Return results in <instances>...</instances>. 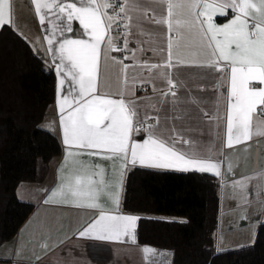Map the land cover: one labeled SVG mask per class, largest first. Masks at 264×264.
<instances>
[{"label": "crops", "instance_id": "crops-1", "mask_svg": "<svg viewBox=\"0 0 264 264\" xmlns=\"http://www.w3.org/2000/svg\"><path fill=\"white\" fill-rule=\"evenodd\" d=\"M10 4L12 23L8 25L25 39L31 50L53 71L54 95L46 107L40 125L57 135L61 151L41 179L21 181L17 184L15 188L17 197L33 202V207L15 233L0 243V264H146L141 251L144 246L154 248L158 253H166L167 255H158L153 259L160 261L161 264H170L172 253L165 247L139 243L137 240L132 243L128 238L122 241H108L78 235L79 231L98 217L101 211L113 215L140 216L139 213L121 209L120 202L117 206L108 195L118 191L121 197L123 178L121 184L120 172L123 170L124 176L125 170L133 165L121 159H105L104 156L108 153L91 156L88 154L90 150L78 147L67 149L73 156L65 161L66 146L62 142L60 114L57 108L59 77L45 40L47 25L39 22L31 0H10ZM145 6L155 9L157 17L166 14L158 4ZM109 14H112L111 9ZM234 15L235 13L228 9L227 16L220 19L215 16L214 23L223 25ZM59 23L62 27L65 26V21L61 20ZM71 26V32L65 31L63 36L57 33V39L87 38L78 21H71ZM141 27L144 35L133 27L128 30L130 35L127 37L123 35L125 32L123 27L119 29L114 27L113 37H121L114 40L115 46L125 49L126 38L127 48L123 51H109L106 58L102 51L98 94L118 99L124 77L119 61L134 65L127 72L128 94L124 98L137 102L142 117L144 115L159 117L161 128L175 127L184 139L194 141L199 158H210L219 165L220 175L211 173L217 179L218 194L214 230L215 250L251 243L258 223L264 219V135L255 134L257 129L264 131V113L258 110L253 115V135L249 141L227 147L226 111L230 69L220 73L214 67L198 66L206 63L209 56L205 53L194 58L188 50L183 51L179 57L184 63L176 64L177 56L174 49L175 66L171 69H153L149 74L140 66L145 63L162 64L167 58L166 35H159L166 34V26L144 21ZM149 33L157 35L150 39ZM161 48L165 50L161 51ZM133 55L135 59L132 58ZM125 57L129 59H124ZM220 64L223 65L224 62L221 61ZM167 71L171 72L172 79L177 85L175 106L170 102L172 100L170 94L166 97L168 102L160 103L162 93L168 91V85L165 80L159 78V75ZM222 76L224 78L221 80ZM133 77L136 78L134 88ZM73 87V83L67 80L63 86V94L74 95ZM193 98L197 103L190 102ZM150 104H155L159 111L147 107ZM177 116L182 118L175 119ZM209 117L219 119L210 120ZM148 122L154 124L156 121L152 119ZM146 136L147 133L141 131L138 134L133 133L132 139L142 142ZM176 149L188 151L189 147L177 144ZM99 170H103V180L108 185L98 198L99 208L78 207L70 195L52 196L54 190L62 184L69 183L76 175H91ZM92 178L98 182L96 186L100 187L101 176L92 175ZM242 179L246 189L234 187V182ZM50 197L52 198L49 199ZM46 200L49 202L45 203Z\"/></svg>", "mask_w": 264, "mask_h": 264}, {"label": "snow or ice", "instance_id": "snow-or-ice-1", "mask_svg": "<svg viewBox=\"0 0 264 264\" xmlns=\"http://www.w3.org/2000/svg\"><path fill=\"white\" fill-rule=\"evenodd\" d=\"M34 11L45 28V40L48 51L55 64L59 77L57 84V108L60 114L62 142L66 146L65 161L73 156L67 149L78 147L87 149L89 155L103 153L105 159H121L133 166L155 169H176L184 172L196 171L220 175L219 165L210 158H199L195 151V142L184 139L173 127L161 128L159 117L141 116L140 106L136 101L126 100L128 94V69L134 67L122 64L123 87L119 98L98 94L101 53L105 58L109 51H123L117 48L113 37L114 27L125 29L124 37L130 35L129 29L135 27L141 35L144 21L166 26L167 58L162 64H143L140 67L149 74L153 69H171L173 54L176 64H183L182 52L188 50L194 58L207 54L206 63L198 66L214 67L216 71L228 76V102L226 111L227 147L249 141L253 135V115L264 113V0H31ZM146 4H158L163 13L157 17L155 9ZM111 9L112 14H109ZM231 9L235 15L223 25L214 23L215 16H227ZM151 12V15L149 13ZM123 14V15H121ZM65 21L61 26L59 21ZM78 21L86 39H57V33L63 36L71 32V21ZM135 21V23H133ZM10 0H0V27L11 24ZM150 39L157 34H148ZM55 44V46H54ZM165 49L161 48V51ZM135 59V55L132 57ZM214 58V59H213ZM124 59H129L125 57ZM59 63H56V61ZM224 64L221 65L220 62ZM160 79L167 82L168 91L162 93L160 103L170 101L177 104L176 83L171 72H161ZM224 77H221V80ZM70 80L73 93L63 94V86ZM132 87L136 78L133 77ZM144 83V81H141ZM219 84V82H218ZM259 84L260 86H255ZM222 86V85H221ZM78 88V91H77ZM155 91V89H154ZM71 96V98H70ZM191 103H197L193 98ZM147 107L156 109L155 104ZM159 111V109H156ZM207 116L208 114L205 113ZM177 116L175 119H181ZM155 119V123L149 120ZM169 119V118H166ZM210 120L219 117H209ZM146 132L142 142L132 139L133 133ZM257 135L264 131L256 130ZM177 144L188 145V151H178ZM92 175L101 176L100 187ZM59 176V170H58ZM121 184L123 170L120 172ZM108 185L103 180V170L91 175H76L67 184L54 190L52 196L60 194L71 196L78 207L99 208V196ZM246 189L244 180L235 181L234 187ZM109 198L118 206L120 195L108 193ZM50 197L49 199H51ZM49 202L48 200L45 203ZM136 215H113L101 211L83 230L80 237L97 240L122 241L128 238L135 243ZM146 264H161L153 258L166 253L144 246L141 249Z\"/></svg>", "mask_w": 264, "mask_h": 264}, {"label": "trees", "instance_id": "trees-1", "mask_svg": "<svg viewBox=\"0 0 264 264\" xmlns=\"http://www.w3.org/2000/svg\"><path fill=\"white\" fill-rule=\"evenodd\" d=\"M53 95L51 67L11 26L0 27V243L33 207L17 197V184L41 179L59 157V138L40 125ZM120 207L140 214L137 242L170 249V264H264V219L251 243L215 250L218 194L211 173L130 166Z\"/></svg>", "mask_w": 264, "mask_h": 264}, {"label": "built area", "instance_id": "built-area-1", "mask_svg": "<svg viewBox=\"0 0 264 264\" xmlns=\"http://www.w3.org/2000/svg\"><path fill=\"white\" fill-rule=\"evenodd\" d=\"M113 2L115 3V2H116V0H113Z\"/></svg>", "mask_w": 264, "mask_h": 264}]
</instances>
